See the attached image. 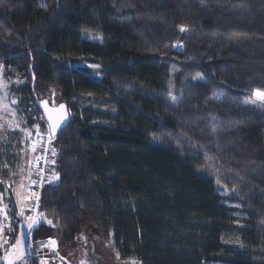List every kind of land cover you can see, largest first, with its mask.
<instances>
[{
	"label": "trees",
	"instance_id": "trees-1",
	"mask_svg": "<svg viewBox=\"0 0 264 264\" xmlns=\"http://www.w3.org/2000/svg\"><path fill=\"white\" fill-rule=\"evenodd\" d=\"M0 62L27 126L34 94L70 115L34 240L86 223L121 261L264 264V108L243 103L264 0H0Z\"/></svg>",
	"mask_w": 264,
	"mask_h": 264
},
{
	"label": "rangeland",
	"instance_id": "rangeland-1",
	"mask_svg": "<svg viewBox=\"0 0 264 264\" xmlns=\"http://www.w3.org/2000/svg\"><path fill=\"white\" fill-rule=\"evenodd\" d=\"M86 37L100 40L96 36L87 35ZM78 64L99 65L87 62ZM90 69L93 76L99 77L97 69ZM196 79L203 80L204 77L200 74ZM215 95L221 94L215 93ZM254 100H256L255 96L243 100V103L254 108H264V102L256 100V103H252ZM16 102L4 77V66L0 62V155L3 160L0 163V182L4 186V192L0 196V209H3L0 211L1 261L7 264L8 255L14 253L11 250L12 245L19 241V247L16 250L20 248L23 254L21 253L22 256L14 260L15 264L33 262L35 259L47 264H125L127 260L119 259L113 244L107 243L86 223L82 225L73 245H64L56 230L43 239H33L36 225L34 224L31 231L29 230L28 224L31 222L27 220V217L32 215L28 209L30 206L28 197L35 187L31 181L35 180L34 162L39 153V145L37 144L36 152H33L31 142L38 140L37 126L39 133L47 130H42L43 118L35 112L30 113V119L34 123L27 126L28 120L24 121L17 114ZM20 209H24L23 216L19 214ZM34 220L37 221L38 216ZM50 238L56 241L54 246L48 245ZM4 240L7 243H3Z\"/></svg>",
	"mask_w": 264,
	"mask_h": 264
},
{
	"label": "built area",
	"instance_id": "built-area-1",
	"mask_svg": "<svg viewBox=\"0 0 264 264\" xmlns=\"http://www.w3.org/2000/svg\"><path fill=\"white\" fill-rule=\"evenodd\" d=\"M47 132L48 130L40 133V135L44 136L45 139L44 141L38 142L39 153L37 157L46 156L48 162L45 164L43 159L40 160L39 164L37 163V160H35L34 162V169L36 172L34 181H36V184H34L35 187L30 193V197L33 196V194H35V196L33 199H30V206L28 208L31 212L30 214L34 218L37 217L39 214L42 192L44 188L53 181L54 168L57 164V162L55 163V165L51 163L52 160L56 161V155L55 156L52 155L53 150L56 153V149L54 145L55 138L51 136V143H48ZM0 264H6V263L4 261H0ZM21 264H33V263L21 262ZM40 264H47V263H40ZM125 264H143V263L138 258L132 256L127 259Z\"/></svg>",
	"mask_w": 264,
	"mask_h": 264
},
{
	"label": "snow or ice",
	"instance_id": "snow-or-ice-1",
	"mask_svg": "<svg viewBox=\"0 0 264 264\" xmlns=\"http://www.w3.org/2000/svg\"><path fill=\"white\" fill-rule=\"evenodd\" d=\"M181 31H184V29L181 28ZM85 67H90V68H93L95 70V69H98L100 66L99 65H87L86 64ZM254 96L256 97V100H258L260 102H264V92H261V91L258 90V91H256L254 93ZM172 100L174 102L175 98H172ZM256 100L252 101V103H256ZM41 104H42V107H43L44 111L47 114V119H48V122H49V125H50L49 128H48V132H47V136H48V141L47 142L51 143V136L53 134H55L60 127H62L64 124L67 123L68 117H67L66 112H65L66 106L65 105H60L58 108H49L48 101H46V100L42 101ZM53 113H59V115L53 116ZM37 137H38V140H32V142H31V151H33V152H36L38 142L39 141H44V139H45L44 136L40 135L38 126H37ZM52 155L53 156L56 155L54 150L52 152ZM41 159L44 160L45 164L48 162L47 159H46V156L45 157H39L38 156L36 158L38 164H39ZM212 159H214V158H212ZM51 163L53 165H55L56 161L52 160ZM55 178L58 179V175ZM31 183L34 185V184H36V181H31ZM34 196H35V194H33V196H31V197H28V199H33ZM0 211H3V209H0ZM19 214L21 216H23L24 209H20V213ZM27 220L31 222V223L28 224V228H29L30 231L33 228L34 224L38 226L39 221L34 220L33 216H28ZM47 224L49 226H51L52 225V221L48 220ZM3 243H7V241L4 240ZM55 244H56V241L50 238L49 241H48V245L49 246H54ZM18 247H19V241H17L15 245H12V249L11 250L13 252H15V250ZM7 264H15V261L14 260H9V261H7Z\"/></svg>",
	"mask_w": 264,
	"mask_h": 264
},
{
	"label": "water",
	"instance_id": "water-1",
	"mask_svg": "<svg viewBox=\"0 0 264 264\" xmlns=\"http://www.w3.org/2000/svg\"><path fill=\"white\" fill-rule=\"evenodd\" d=\"M29 72H30L31 75L33 76L34 85H35V84H36V78H35V75H34V73H33V63H32V65H31L30 68H29ZM34 96H35V99H36L37 106H38L39 109L41 110L42 115H43V118H44V120H45V122L47 123L48 128H49L50 125H49V122H48V119H47V114H46V112L44 111L41 102H42V101H45V100L48 101V106H49V108H58L60 105H64V104L61 103V104H59V105H56V101H55V99H54V95H53V100H52V104H51V105H50L48 99L40 100V99L37 97L36 94H34ZM65 112H66V115H67V117H68L67 123L64 124L62 127H60V128L57 130V132H56L55 134L52 135V137H54V138H56V137L58 136L59 132H60L65 126H67L68 123L70 122V115H69V112H68L67 108H65ZM57 115H59V113H53V116H57Z\"/></svg>",
	"mask_w": 264,
	"mask_h": 264
},
{
	"label": "crops",
	"instance_id": "crops-1",
	"mask_svg": "<svg viewBox=\"0 0 264 264\" xmlns=\"http://www.w3.org/2000/svg\"><path fill=\"white\" fill-rule=\"evenodd\" d=\"M93 230V229H92ZM35 244V243H34ZM23 251V250H22ZM22 251L20 250V248H19V250H16V252H14L12 255H8V257H7V260L9 259V260H17L18 259V257H21L22 256ZM40 251V250H39ZM25 252V251H24ZM41 252V251H40ZM40 252H38V253H40ZM22 253V254H21ZM5 259V258H4ZM30 262V261H29ZM30 263H33V264H40L41 263V261H38V260H33V262L31 261ZM44 263H46V262H44Z\"/></svg>",
	"mask_w": 264,
	"mask_h": 264
}]
</instances>
